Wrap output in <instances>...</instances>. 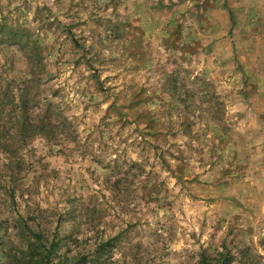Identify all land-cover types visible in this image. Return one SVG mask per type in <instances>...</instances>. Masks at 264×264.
I'll return each instance as SVG.
<instances>
[{"label": "rangeland", "instance_id": "rangeland-1", "mask_svg": "<svg viewBox=\"0 0 264 264\" xmlns=\"http://www.w3.org/2000/svg\"><path fill=\"white\" fill-rule=\"evenodd\" d=\"M4 89L59 124L23 150L17 210L61 218L66 264H264V0H0Z\"/></svg>", "mask_w": 264, "mask_h": 264}, {"label": "trees", "instance_id": "trees-1", "mask_svg": "<svg viewBox=\"0 0 264 264\" xmlns=\"http://www.w3.org/2000/svg\"><path fill=\"white\" fill-rule=\"evenodd\" d=\"M11 99V101L8 100V94L5 89L0 92V160L3 163L1 168L5 183V203H10L11 209L17 214V218L13 220V225L17 230L15 236L18 239V246H13L14 243L12 241H9L6 245L3 244L4 240L0 235V244H2V247L4 246L1 254L3 260H0V264H55L57 259H62L63 263L66 264L71 258L60 254L62 248L60 241L57 240L61 218L56 223L54 233L51 234L42 229L40 224L35 226L31 224V221L38 222L36 217H41V212L38 210L32 213L29 212V214L27 212L28 218H25L17 210L18 189L21 190L22 187H25L24 182L30 175V166L25 163L23 150L37 138L44 139L50 143L57 142L59 124L51 115V104H47L45 111L37 118L30 117L26 110L24 111L29 103V89L20 90ZM9 106L10 112L13 111L15 117L6 121L5 117L9 113L7 112ZM8 125H11V129H8ZM1 156H4V158L1 159ZM28 188L33 187L29 186ZM28 196H33L31 191ZM20 197H24V194H20ZM1 228L2 223L0 222V231ZM100 250L98 248L95 254H98ZM88 257L84 256L83 260L86 262H83V264H90L87 261ZM237 261L231 251L224 250L213 256L203 252L200 256L199 264H252V262H248V258L243 256L239 259L240 262ZM92 262L100 263L96 259H93ZM74 264H79V260Z\"/></svg>", "mask_w": 264, "mask_h": 264}]
</instances>
